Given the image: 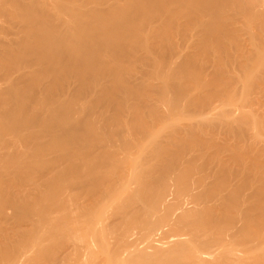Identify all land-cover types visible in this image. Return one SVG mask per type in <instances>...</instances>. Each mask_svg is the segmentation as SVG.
Here are the masks:
<instances>
[{
	"label": "bare ground",
	"instance_id": "6f19581e",
	"mask_svg": "<svg viewBox=\"0 0 264 264\" xmlns=\"http://www.w3.org/2000/svg\"><path fill=\"white\" fill-rule=\"evenodd\" d=\"M262 113L264 0H0V264H264Z\"/></svg>",
	"mask_w": 264,
	"mask_h": 264
},
{
	"label": "rangeland",
	"instance_id": "374dc122",
	"mask_svg": "<svg viewBox=\"0 0 264 264\" xmlns=\"http://www.w3.org/2000/svg\"><path fill=\"white\" fill-rule=\"evenodd\" d=\"M161 68H162V66L159 64V63H154V64H150V65H144V64H142V74H146L147 75V79H148V81L149 82H152V80H153V77H159L160 76V74H159V71L161 70ZM227 97V96H226ZM226 97H225V99H226ZM236 97H234V98H232V99H234V100H229L230 101V103L233 105H235V106H237V108L239 109V110H244V111H247V112H249V111H253L252 109H256V106L255 105H250L249 107L246 105L251 99L248 97V96H244L243 98L241 97V98H238V99H235ZM248 98V99H247ZM212 99V98H211ZM211 99H208V100H206L205 102H203L202 103V105H201V108H207L209 105H211L212 103L214 104V102L215 101H217L218 99H217V97H216V99L214 100V99H212V100H214V101H212ZM221 99V98H220ZM219 99V100H220ZM250 99V100H249ZM246 100H249V101H246ZM89 101H90V99H88L87 97H82L79 101H78V103H77V105H76V109H78V110H81V108L84 106V105H87L88 103H89ZM222 101H226V100H222ZM228 101V100H227ZM218 102V101H217ZM217 102H215V104L217 103ZM243 103H245V105H246V107H243ZM250 103V102H249ZM243 104V105H242ZM232 106V107H235V106ZM241 105V106H240ZM244 105V106H245ZM249 105V104H248ZM242 107V108H241ZM248 107V108H247ZM252 107H254V108H252ZM243 108H245V109H243ZM247 108V109H246ZM257 110H255V112H256ZM111 112V110H107V111H105V113L106 114H109ZM254 112V111H253ZM259 112H262V110H260ZM260 114V113H259ZM262 114H264V113H262ZM91 116V120H92V118H93V115H90ZM190 116V115H189ZM264 116V115H263ZM182 118H188V116L186 117H182ZM260 128H261V123L260 122H257V123H252V125H251V129H252V131H254L255 133H257V134H259L260 133V131L262 130H260ZM75 157L72 155V156H70L69 158H66V164H73V163H75ZM74 189H78V188H74ZM80 189V188H79Z\"/></svg>",
	"mask_w": 264,
	"mask_h": 264
}]
</instances>
